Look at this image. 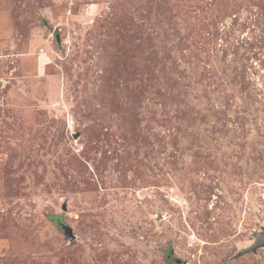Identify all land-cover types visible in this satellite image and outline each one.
Here are the masks:
<instances>
[{
    "label": "rangeland",
    "instance_id": "obj_1",
    "mask_svg": "<svg viewBox=\"0 0 264 264\" xmlns=\"http://www.w3.org/2000/svg\"><path fill=\"white\" fill-rule=\"evenodd\" d=\"M262 229L264 0H0V264H264Z\"/></svg>",
    "mask_w": 264,
    "mask_h": 264
},
{
    "label": "water",
    "instance_id": "obj_2",
    "mask_svg": "<svg viewBox=\"0 0 264 264\" xmlns=\"http://www.w3.org/2000/svg\"><path fill=\"white\" fill-rule=\"evenodd\" d=\"M59 228L63 230L66 239L69 241L74 240V236L72 235L71 229L68 226H65L63 224L59 225ZM264 246V229H262V232L257 234V240L253 244V246L245 249L242 254L248 253V252H255L258 248H261ZM181 264V263H180Z\"/></svg>",
    "mask_w": 264,
    "mask_h": 264
},
{
    "label": "trees",
    "instance_id": "obj_3",
    "mask_svg": "<svg viewBox=\"0 0 264 264\" xmlns=\"http://www.w3.org/2000/svg\"><path fill=\"white\" fill-rule=\"evenodd\" d=\"M169 264H178V261H177V260H173V261H171V263H169Z\"/></svg>",
    "mask_w": 264,
    "mask_h": 264
}]
</instances>
